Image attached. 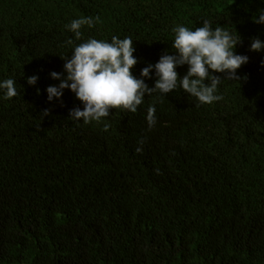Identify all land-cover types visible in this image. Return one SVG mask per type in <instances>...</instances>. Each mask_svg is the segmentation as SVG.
<instances>
[{"label":"trees","instance_id":"trees-1","mask_svg":"<svg viewBox=\"0 0 264 264\" xmlns=\"http://www.w3.org/2000/svg\"><path fill=\"white\" fill-rule=\"evenodd\" d=\"M261 9L264 0H0V80L18 91L0 99V264H264V52L249 51L251 38L264 41ZM80 17H99L84 39L132 38L137 78L172 54L173 27L204 19L237 33L248 62L211 105L178 88L146 95L135 114L110 110L107 131L77 124L74 95L50 103L45 90L71 56L65 25Z\"/></svg>","mask_w":264,"mask_h":264},{"label":"clouds","instance_id":"clouds-1","mask_svg":"<svg viewBox=\"0 0 264 264\" xmlns=\"http://www.w3.org/2000/svg\"><path fill=\"white\" fill-rule=\"evenodd\" d=\"M98 22L99 17H80L65 25L66 30L73 34L65 42L71 49V56L60 57L64 61L63 73H50V78L59 84L45 90L50 103L54 99L59 101L65 90L74 95L82 108L70 110L69 120L77 124L103 123L104 131H107L109 124L106 118L113 115H110V110L135 114L146 95L157 94L164 99L178 88L195 98V107L211 105L223 99L217 94L221 82L238 81V70L248 62L247 56L235 52L241 43L237 33L234 35L221 26L213 28L212 22L204 19L202 26L195 29L182 25L173 27L172 54L166 50L158 62L145 66L137 78L132 72L138 60L134 56L131 37L120 39L113 35L110 42L83 38L82 27L92 29ZM253 22L264 25V9L258 10ZM249 51L264 52V41L258 37L251 38ZM183 66H187L186 74L179 77L176 69ZM261 66L264 67V61ZM152 73L155 82L150 88L145 81L153 79ZM38 79L33 75L27 78L26 83L35 86ZM17 95L15 79L0 80V99L11 100ZM43 115H48L47 110ZM145 119L149 129L155 126L154 104L147 107ZM136 151L139 153L142 148L137 147Z\"/></svg>","mask_w":264,"mask_h":264}]
</instances>
